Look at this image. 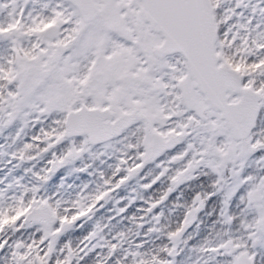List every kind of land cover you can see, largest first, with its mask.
<instances>
[{"label": "snow or ice", "instance_id": "obj_1", "mask_svg": "<svg viewBox=\"0 0 264 264\" xmlns=\"http://www.w3.org/2000/svg\"><path fill=\"white\" fill-rule=\"evenodd\" d=\"M0 173V264H264V0H0Z\"/></svg>", "mask_w": 264, "mask_h": 264}, {"label": "flooded vegetation", "instance_id": "obj_2", "mask_svg": "<svg viewBox=\"0 0 264 264\" xmlns=\"http://www.w3.org/2000/svg\"><path fill=\"white\" fill-rule=\"evenodd\" d=\"M70 183H73V181H70ZM76 183L78 184V183H80V181H79V180H76ZM126 194H127V193L124 192V191H122V192L120 193L121 196H124V195H126ZM109 206H111V205H109ZM137 206H139V203H138L137 205H135L134 207H137ZM131 211H134V210H133V209H130L129 212L131 213Z\"/></svg>", "mask_w": 264, "mask_h": 264}, {"label": "rangeland", "instance_id": "obj_3", "mask_svg": "<svg viewBox=\"0 0 264 264\" xmlns=\"http://www.w3.org/2000/svg\"><path fill=\"white\" fill-rule=\"evenodd\" d=\"M2 173H0V177H2ZM70 181H73V182H75L76 183V178L75 177H71V178H69V180H68V182L70 183ZM109 207H111V206H109ZM132 209H135V207H133Z\"/></svg>", "mask_w": 264, "mask_h": 264}, {"label": "trees", "instance_id": "obj_4", "mask_svg": "<svg viewBox=\"0 0 264 264\" xmlns=\"http://www.w3.org/2000/svg\"><path fill=\"white\" fill-rule=\"evenodd\" d=\"M134 210V209H133ZM131 212H133V211H131Z\"/></svg>", "mask_w": 264, "mask_h": 264}]
</instances>
